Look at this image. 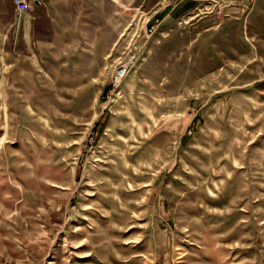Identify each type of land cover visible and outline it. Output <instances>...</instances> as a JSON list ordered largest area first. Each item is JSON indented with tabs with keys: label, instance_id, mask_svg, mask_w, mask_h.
<instances>
[{
	"label": "rangeland",
	"instance_id": "1",
	"mask_svg": "<svg viewBox=\"0 0 264 264\" xmlns=\"http://www.w3.org/2000/svg\"><path fill=\"white\" fill-rule=\"evenodd\" d=\"M44 1L0 0V264H264V12Z\"/></svg>",
	"mask_w": 264,
	"mask_h": 264
},
{
	"label": "crops",
	"instance_id": "2",
	"mask_svg": "<svg viewBox=\"0 0 264 264\" xmlns=\"http://www.w3.org/2000/svg\"><path fill=\"white\" fill-rule=\"evenodd\" d=\"M38 1H39V3H36V0H33L32 6L34 5L35 7H42L43 5L46 4V1H44V0H38ZM83 1L86 2L87 4H89L90 6H92V8H94V6L96 5L97 6L96 10L99 11L101 0H83ZM104 1L105 2L113 1L114 4L116 3V0H104ZM236 1L239 2V3H243L247 7L249 5H251L252 9H256V10H259L261 12H264V0H236ZM228 3H229V6H230V4L233 3V0H229ZM187 4L188 3H186L185 6ZM188 8L189 7H187V9ZM227 9H228V11L231 10L232 12H234V11H237L239 9V7L231 6V7L227 8Z\"/></svg>",
	"mask_w": 264,
	"mask_h": 264
},
{
	"label": "built area",
	"instance_id": "3",
	"mask_svg": "<svg viewBox=\"0 0 264 264\" xmlns=\"http://www.w3.org/2000/svg\"><path fill=\"white\" fill-rule=\"evenodd\" d=\"M217 2V0H211ZM33 0H15L16 12L21 16L32 8Z\"/></svg>",
	"mask_w": 264,
	"mask_h": 264
},
{
	"label": "water",
	"instance_id": "4",
	"mask_svg": "<svg viewBox=\"0 0 264 264\" xmlns=\"http://www.w3.org/2000/svg\"><path fill=\"white\" fill-rule=\"evenodd\" d=\"M36 3H39V1H38V0H36Z\"/></svg>",
	"mask_w": 264,
	"mask_h": 264
}]
</instances>
